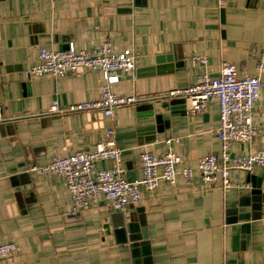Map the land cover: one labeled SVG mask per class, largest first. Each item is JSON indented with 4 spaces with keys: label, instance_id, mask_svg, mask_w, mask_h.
<instances>
[{
    "label": "crops",
    "instance_id": "0c3cea01",
    "mask_svg": "<svg viewBox=\"0 0 264 264\" xmlns=\"http://www.w3.org/2000/svg\"><path fill=\"white\" fill-rule=\"evenodd\" d=\"M106 40L116 51H136V68L122 72L112 90L138 100L111 116L50 113L56 101L97 100L104 77L81 68L29 78L40 48L93 50ZM263 47L264 0H224L222 7L218 0H0V106L8 117L0 123V243L19 247L4 264H264V167L231 170L240 186H208L197 165L221 154L220 102L191 115L185 98L168 95L204 71L219 77L223 60L256 75ZM195 55L207 56L208 66L195 64ZM253 118L258 136L232 144V158L264 149V87ZM111 128L126 178L143 177L144 151L176 152L177 167L193 168L194 178L141 186V201L123 211L102 199L72 215L65 177L30 168L91 152Z\"/></svg>",
    "mask_w": 264,
    "mask_h": 264
},
{
    "label": "built area",
    "instance_id": "2783aa9c",
    "mask_svg": "<svg viewBox=\"0 0 264 264\" xmlns=\"http://www.w3.org/2000/svg\"><path fill=\"white\" fill-rule=\"evenodd\" d=\"M218 5L222 7L224 0H218ZM136 59L137 53L133 48L116 51L109 40L93 50L77 49L73 43L61 50L42 47L37 62L25 71V75L29 78L46 75L61 77L69 72L77 73L81 68L99 70L103 74L104 83L97 100L75 103L68 107H61L56 101L49 112L64 114L102 110L106 116H111L116 108L131 105L138 100L135 95L124 96L112 90V85L119 82L122 72L136 68ZM193 61L202 66H208L209 63L208 57L204 55L193 56ZM255 69L257 74L252 76L247 72H240L234 63L223 60L219 77L213 78L208 71H204L192 85L168 93L170 97L185 98L186 112L191 115L205 112L212 99L217 98L220 102L221 117L216 134L221 140V154L206 155L197 165L203 182L208 186L219 185L225 189L240 186L231 180V170L251 171L256 166L264 167V149L236 158H232L229 152L232 144L251 142L259 134L253 109L260 97L261 88L264 87V47L259 52ZM7 119L0 106V123ZM166 142L171 143L172 139ZM102 160H113L115 166L109 169L97 168V163ZM180 162L181 157L174 151L162 155L144 151L140 155L143 177L130 180L123 175V150L117 146L115 132L111 128L95 150H80L66 157L54 156L45 164L32 166L30 171L65 177L74 203L71 211L74 215L89 207L92 202L102 199L113 209L123 211L129 204L141 201V186L154 190L161 180L174 184L182 176L190 182L194 178V170L191 167L178 168ZM242 186L248 187V184ZM18 250L15 241L0 243V264L11 260Z\"/></svg>",
    "mask_w": 264,
    "mask_h": 264
},
{
    "label": "water",
    "instance_id": "95a60500",
    "mask_svg": "<svg viewBox=\"0 0 264 264\" xmlns=\"http://www.w3.org/2000/svg\"><path fill=\"white\" fill-rule=\"evenodd\" d=\"M106 227L108 228V225Z\"/></svg>",
    "mask_w": 264,
    "mask_h": 264
}]
</instances>
